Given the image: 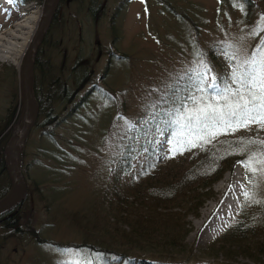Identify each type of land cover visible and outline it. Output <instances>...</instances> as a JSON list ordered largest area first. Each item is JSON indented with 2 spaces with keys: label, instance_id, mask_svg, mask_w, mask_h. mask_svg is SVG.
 I'll return each instance as SVG.
<instances>
[{
  "label": "rangeland",
  "instance_id": "obj_1",
  "mask_svg": "<svg viewBox=\"0 0 264 264\" xmlns=\"http://www.w3.org/2000/svg\"><path fill=\"white\" fill-rule=\"evenodd\" d=\"M15 1L18 3H13V0H0V34L11 30L21 16L24 19L29 16L38 17V23L45 0H28L25 4ZM249 1L250 9L245 20L236 6L237 0H68L61 4L51 36V48L45 49L42 56L56 67L64 62L61 74L63 81H67V72L77 59L86 60L85 67L92 69L95 84L102 85L104 82L103 87L109 92L111 91L106 85L114 90L113 102L116 104L103 101L92 93L84 105L85 109L74 117L73 124L62 123L56 129V134L69 138L70 143L73 141L76 154L80 158L78 162L74 157L76 164L64 176L51 174L52 171L47 170L53 164L60 163L52 162L46 156V145L40 140L43 118L37 112L21 144V150L26 155L22 160L20 177L24 178L23 183H26L31 197V216L28 218L23 212L27 210L22 208V218L15 224L19 229L29 225L45 245H37L32 236L23 231L14 234L11 229H3L0 225V264H62L70 261L103 264L97 254L78 248L84 240L85 232L84 228L78 229L72 223L71 215L77 214L81 219L83 215H87L86 219L91 223L97 222V227L98 223H105L104 212L107 205L100 204V191L105 188L109 197L113 186L111 171L119 165L124 166L123 170L126 172H121L118 180L119 186L123 187L140 167L142 160L147 159L143 150L144 143H149L153 134L146 136L142 126L150 127L159 114L173 106L174 101L180 98L178 94L189 86V74L193 80L199 79V59L206 60L209 48L217 47L219 56L227 60L221 52L222 48L233 45L234 49L230 51L239 49L238 55L243 58L261 43L264 32L260 31L258 25L264 18V0ZM165 4L188 16L187 20H191L194 27L187 20L178 17L177 13L171 14ZM101 5L102 8L98 10ZM253 29L259 35L253 37ZM57 42L59 46H56ZM113 53L125 58L111 59L106 75L104 69ZM18 68L0 60V128L5 122L7 111L15 109L14 117L2 133L0 132V137L9 131L11 139L14 130L20 126L19 122L14 123L21 110ZM224 71H231L228 61L226 68L223 64L217 69L220 75ZM182 76L185 78L180 79ZM155 90L165 92L166 100L161 102L163 111L155 109L156 106L152 104V98L156 100L157 97L150 91ZM85 91L86 87L80 89L68 104H54L57 118H62L67 108ZM115 111L118 112L114 115ZM129 116H132V122L127 125ZM148 120L149 123L146 124L145 121ZM123 127H128L126 137H121ZM159 137L153 145L155 149L163 140L161 135ZM261 137L264 138V130L252 125L248 130L221 135L204 145L205 156L198 171L204 174L200 176L209 185L206 195L200 198L199 207L188 216L184 215L182 222L187 235L183 241L184 248L179 251L183 250L185 254L177 256L179 259H187L189 250H192L195 256L191 260L197 261V264H264V257L251 261L243 257L237 246L233 245L227 253V259L219 253L216 257L217 246L212 252H206L207 247L231 223L208 241L201 240L200 233L209 218L206 217L199 228L195 227L196 218L200 216L204 205L208 202L218 204L221 201L223 194L215 193L214 186L226 173L237 171L244 184L243 190L246 189L242 178V165H235L226 172H221L220 168L213 175L221 159L233 155L230 152L233 148L240 147L236 143L240 138L264 140ZM25 140L27 144H24ZM54 142L68 152L66 140L59 139ZM173 146L174 144L165 143V155L173 153L170 151ZM258 147V144L250 146L252 151H256ZM39 150L41 151L38 152ZM42 153L44 156H41ZM177 153L181 154V151L177 150L175 154ZM193 154L194 152L186 155L185 161ZM165 155L158 154L153 160L156 163L154 165L163 166L162 159H165ZM253 177L252 190L256 193V199L264 198V181L258 174ZM33 181L45 183H38L36 192L32 190ZM8 186L6 172L0 171V197L8 190ZM243 190L239 205L244 198ZM253 204L260 208V212L255 215L259 218L264 212V205ZM183 208L185 211L190 209L187 206ZM96 213L100 214V218H96ZM180 215H183V211ZM92 226H87L88 231ZM182 260H172L168 264H181L178 261ZM191 260L188 262L193 263Z\"/></svg>",
  "mask_w": 264,
  "mask_h": 264
},
{
  "label": "trees",
  "instance_id": "obj_2",
  "mask_svg": "<svg viewBox=\"0 0 264 264\" xmlns=\"http://www.w3.org/2000/svg\"><path fill=\"white\" fill-rule=\"evenodd\" d=\"M18 1L20 4H25L28 0ZM67 1L68 0H59L56 10L50 19L49 26L36 47L33 57V76L31 84V92L36 103L38 115L43 118V128L41 129L42 133L40 136L41 143L46 145L45 151L48 159L52 162H57V164L60 163L59 165H56V163L53 164V166H50L47 170H51V174H60L59 176H64L72 170V166L76 164L74 157L78 159V162L80 158L79 155L77 156L76 154V146L73 141L70 143L69 138H65V136L61 134H56V129L62 123L73 124L72 121L74 117L80 115L85 109L84 105L92 93L103 101H111L112 104H116L115 101L113 102L114 90L106 85L111 91L109 92L103 87L104 82L102 85L95 84V80L92 79V69H86L85 67L86 60L77 59L74 63V65L77 63V66L73 65V67L68 70L67 75L68 73L69 75L67 76V81H63L61 74L64 62L62 61L59 66L56 67L51 64L50 60L44 59L42 56L45 49L51 48V36L58 20L61 4ZM13 3L17 4L18 2L13 0ZM250 4L249 0H237L236 6L240 9L239 12H242L241 17L243 16V20L248 18L246 14L249 12ZM165 7L171 14L175 15L177 13V16L182 20L186 21L188 19V16L173 10L168 4H165ZM186 22L194 27L191 20H187ZM59 45L60 44L57 42L56 46ZM216 48L217 47H211L208 49L206 56H209L205 57V61L213 69L214 75L226 77L229 71H224L221 75L217 73V69L223 64L226 68L227 60L219 56L218 49ZM124 58L125 57L113 53L108 58L107 66L104 69L105 74L107 75L106 69H108V64L111 63V59L123 60ZM83 87H86L85 93L76 98L77 101H73L75 103L67 108L62 118H57L54 114V104H68L70 100L74 98L75 94ZM150 92L157 97L155 98L156 100L152 98V104L156 106L155 109L163 111V109H161V102L166 100L164 97L165 92H162V90ZM172 93L173 91L171 94ZM182 95H186V89H183L182 92L178 94L180 97ZM150 104L147 105V108L150 107ZM117 112L118 111H115L114 115ZM14 113V108L11 109V111H7L5 122L0 128L1 133L14 117ZM19 117L20 113H17L14 123L19 122ZM128 118L127 125H130L132 116ZM157 118H159V120H157ZM155 119L156 121H153L150 127L146 125L142 126L147 134L146 136L153 134L149 143H144L145 148L143 150L145 151L147 159L142 160L140 167L129 177L123 187L119 186L118 180L119 174L121 172H126L123 170L124 166L119 165L118 168L113 169L111 171L113 186L109 197L105 188L100 191L102 198L100 204L107 205L104 212L105 223L103 222L101 225L98 223L97 227V222L91 223L86 219L87 215H83L82 219L77 214L71 215L72 223L75 224L78 229L84 228L85 232L84 240L82 244L78 245V248H84L89 252L97 254L103 264H118L119 262L125 264H168L172 260H182L177 256H183L185 254L183 250L179 251V249L184 248L183 241L187 235L182 220L185 216H188L191 211L193 212L199 207L200 198L206 195V188L209 185V183L206 184L202 176H200L204 174L200 172V170L198 171L200 162L205 156V146L186 148L182 151V154H168L163 166H154L150 163V159L155 151L153 145L156 139L161 135L165 142L171 145L174 144L168 142L170 139V130L166 124L167 117L165 113L159 114ZM145 123L148 124L149 120L145 121ZM127 129L128 127L122 128L121 134H123V136L121 137H126ZM9 134V131H6L5 136L3 134L0 137V171L3 173L6 172L3 164V153L10 140ZM70 138L72 139L73 136L71 135ZM59 139L67 141L66 145H68V152L55 144L54 141ZM260 139L264 138L261 137ZM26 140L24 144H27L25 143ZM40 151L41 150L38 152ZM192 152H194V154L188 157V161H185L186 155ZM25 155L26 153L20 150V169ZM41 156H44V154L42 153ZM200 157L201 159H198ZM245 158L244 155H228L222 158L218 167L213 171V175L218 172L220 168L221 172L232 170L235 165H241L238 161L244 160ZM128 165L129 163L126 164V166ZM242 178L246 184V189L253 191L254 177L251 173H247L244 167L242 168ZM23 181L24 178L22 177V182ZM38 183L45 182L33 181V191L37 192ZM23 186L24 194L22 200L17 205L3 212L8 213L17 209V213L1 222L0 225L3 229H11L14 234L23 231L32 236L37 245H45V243L38 238L37 232L31 229L29 225L24 229H19L15 224L22 218V208L27 210V212H23L28 218L31 216V197L29 196V190L25 182ZM184 206L190 207V209L185 211L183 208ZM182 211L183 215H180ZM258 212H260L258 206H255L253 203H247L243 198L231 224L207 247L206 252H212L215 246H217L216 248L218 249L215 250L216 257L219 254L226 257L229 250H231V245H233L237 246V250H240L243 257H247L251 259V261H255L259 257L263 258L264 212H262L259 218H256L255 215ZM96 215V218H100L99 213H96ZM90 224L93 226L90 228L91 230L88 231L89 227L87 226ZM96 228L97 230H95ZM188 254L189 256L187 259L178 262H181V264H197V261L191 260V257L195 256L192 250H189ZM253 255L255 257H253ZM189 260L193 263H189Z\"/></svg>",
  "mask_w": 264,
  "mask_h": 264
},
{
  "label": "snow or ice",
  "instance_id": "obj_3",
  "mask_svg": "<svg viewBox=\"0 0 264 264\" xmlns=\"http://www.w3.org/2000/svg\"><path fill=\"white\" fill-rule=\"evenodd\" d=\"M258 27L264 32V18ZM253 37L259 35L253 29ZM228 45L221 49L229 62L231 71L226 77L214 75L211 66L199 59L198 80L189 74L186 95H182L173 106L166 110V124L170 130L169 143L173 153L186 148L200 147L211 143L221 135L235 134L257 125L264 130V38L250 54L243 58L239 49ZM235 61V63H233ZM181 77L180 79H184ZM240 147L233 148L230 154L244 155L238 161L253 176L257 174L264 181V140L240 138ZM259 145L252 151L251 145ZM243 197L249 204L264 205V198L256 199L254 191L244 189ZM115 259V258H113ZM62 264H82L81 261L62 262Z\"/></svg>",
  "mask_w": 264,
  "mask_h": 264
},
{
  "label": "bare ground",
  "instance_id": "obj_4",
  "mask_svg": "<svg viewBox=\"0 0 264 264\" xmlns=\"http://www.w3.org/2000/svg\"><path fill=\"white\" fill-rule=\"evenodd\" d=\"M38 17L21 16L11 30L0 34V60L19 67L26 53L29 42L37 25ZM34 105H29L28 113L24 123H27ZM21 124L13 134L12 139L17 140L21 133ZM8 161V151L5 154V163ZM237 171L226 173L223 178L214 186L215 193L223 194L221 201L216 204L208 202L196 218L195 227L199 228L202 222L208 217L206 224L201 229L200 238L208 241L213 236L223 231L233 220L239 203L242 198L243 182L238 177Z\"/></svg>",
  "mask_w": 264,
  "mask_h": 264
},
{
  "label": "water",
  "instance_id": "obj_5",
  "mask_svg": "<svg viewBox=\"0 0 264 264\" xmlns=\"http://www.w3.org/2000/svg\"><path fill=\"white\" fill-rule=\"evenodd\" d=\"M59 0H45L42 7L39 20L33 36L29 42L26 53L18 68V80H19V96H20V117L19 123L21 124V133L17 140L10 138L6 148L4 150L3 162L6 169L8 178V190L4 195L0 197V213L17 205L23 198L24 186L20 177V150L21 144L31 128L37 114L36 103L32 96L31 84L33 76V57L37 45L40 43L43 35L45 34L50 19L52 18ZM34 105L29 120L24 123L29 105ZM8 151V161L5 163V154ZM17 211L13 210L8 214V217L13 216Z\"/></svg>",
  "mask_w": 264,
  "mask_h": 264
},
{
  "label": "flooded vegetation",
  "instance_id": "obj_6",
  "mask_svg": "<svg viewBox=\"0 0 264 264\" xmlns=\"http://www.w3.org/2000/svg\"><path fill=\"white\" fill-rule=\"evenodd\" d=\"M102 4H104V2H102ZM100 8H102V5L99 7V9L98 10H100ZM10 212H8V213H0V223L1 222H3V221H5V220H7L8 218H10V217H8V214H9Z\"/></svg>",
  "mask_w": 264,
  "mask_h": 264
}]
</instances>
